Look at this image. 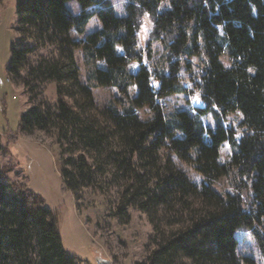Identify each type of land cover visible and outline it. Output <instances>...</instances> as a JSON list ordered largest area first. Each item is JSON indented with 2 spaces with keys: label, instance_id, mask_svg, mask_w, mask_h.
<instances>
[{
  "label": "trees",
  "instance_id": "obj_1",
  "mask_svg": "<svg viewBox=\"0 0 264 264\" xmlns=\"http://www.w3.org/2000/svg\"><path fill=\"white\" fill-rule=\"evenodd\" d=\"M66 1L16 0L19 36L10 45L6 74L31 102L17 133L55 130L60 176L76 198L109 164L125 180L118 212L134 204L156 228L162 205L178 203L187 211L177 217V228L160 232L146 262L134 264H254L237 253L240 227L250 230L264 259V0H127L122 14L109 0H76L77 12ZM91 5L93 12L86 10ZM144 14L152 29L141 46ZM92 15L99 26L85 32ZM71 28L82 36L73 37ZM155 41L166 54L151 64ZM45 46L53 54L31 62L29 55ZM77 48L90 66L89 82L79 79ZM195 56L202 69L184 85L180 71L190 73ZM38 81L55 82L52 103L35 101ZM109 85L117 95L97 108L93 87ZM178 92H196L204 107L165 112L159 98ZM208 112L213 125L200 117ZM233 112L240 114L237 124H225ZM224 142L231 146L227 160L220 159ZM171 155L200 181L177 168ZM12 167L0 164V264H80L64 247L57 211L23 181L8 179ZM223 176L228 191L216 185Z\"/></svg>",
  "mask_w": 264,
  "mask_h": 264
},
{
  "label": "rangeland",
  "instance_id": "obj_2",
  "mask_svg": "<svg viewBox=\"0 0 264 264\" xmlns=\"http://www.w3.org/2000/svg\"><path fill=\"white\" fill-rule=\"evenodd\" d=\"M109 1L116 13L124 12L127 0ZM66 5L75 12L80 9L76 0H67ZM94 9L95 5L86 8L89 12H93ZM98 26V19L92 15L85 25V32ZM151 29L152 20L149 15L144 14L138 32L141 46L147 43ZM70 34L77 38L82 36L73 28L70 29ZM18 36L16 0H2L0 2V147L5 146V150L2 151L0 148V164L13 163L12 169L7 173L8 179L23 181L41 195L44 205L57 211L64 247L78 258L80 264H97V259H106L107 264L146 262L147 255L157 244L160 232L177 228L181 224L177 220L180 218L177 217L184 218L187 211L180 209L181 206L178 203L173 208L162 205L157 217L154 218L156 228L153 227L148 213L134 204L127 205L118 212L125 180L115 175L109 164H104L103 173L96 172L94 183L84 187L79 197L73 196L60 176L61 153L55 130L39 128L31 133H17L20 114L31 104L25 87L6 74L10 45ZM152 51L150 63H161L166 54L163 45L153 42ZM51 53L53 54L51 46L39 47L29 55V60L34 62L41 55ZM74 56L79 68V79L89 82L90 66L83 60L80 48L75 49ZM223 60L228 63L226 56H223ZM191 61L190 73L183 69L180 71L182 83L189 86L191 84L189 75H194L203 66V60L199 56L192 57ZM148 62L145 61V63ZM97 64L100 65V61H97ZM137 65V62H132L129 68L135 70ZM92 90L97 108H102L117 95V89L112 85L94 86ZM33 93L36 94L35 101L41 100L43 104L52 103L56 98L55 82L38 81V85L33 86ZM195 96H198L196 92H178L159 98V101L167 113L182 108L195 112L192 104ZM64 97L72 103L69 96L64 95ZM139 112L144 117L148 114L146 108H140ZM200 117L205 125L214 124V118L210 112ZM239 118L238 112L230 113L225 124L236 125ZM13 134H16L15 139L10 137ZM239 134L238 129L236 136L238 137ZM230 152V144L224 142L221 146L220 159L227 160ZM172 160L174 165L182 168L190 179L200 181L201 176L189 165L178 162L174 156ZM216 185L222 190H230L226 176L219 178ZM196 201H198L197 198L192 199L194 205ZM235 237L238 254L253 257L254 264H264V259L255 245L250 230L244 227L237 228ZM184 264L193 263L187 261Z\"/></svg>",
  "mask_w": 264,
  "mask_h": 264
},
{
  "label": "water",
  "instance_id": "obj_3",
  "mask_svg": "<svg viewBox=\"0 0 264 264\" xmlns=\"http://www.w3.org/2000/svg\"><path fill=\"white\" fill-rule=\"evenodd\" d=\"M192 104H193L194 107H201V108L204 107V104H203L202 100L199 99L198 96H195ZM107 263H108V260H106V259H101V260L97 259V264H107Z\"/></svg>",
  "mask_w": 264,
  "mask_h": 264
}]
</instances>
